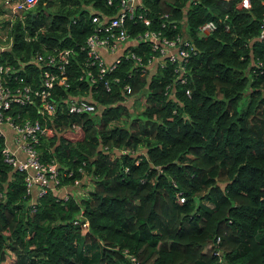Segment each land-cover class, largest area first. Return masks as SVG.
<instances>
[{
  "label": "trees",
  "instance_id": "16d2710c",
  "mask_svg": "<svg viewBox=\"0 0 264 264\" xmlns=\"http://www.w3.org/2000/svg\"><path fill=\"white\" fill-rule=\"evenodd\" d=\"M140 1L143 14L127 20L134 36L148 27L174 36L186 23L194 48L185 80L172 81L173 62L141 73L124 58L107 74L109 90L92 85L80 45L90 8L113 11L105 0H36L4 20L0 64L23 62L32 82V54L68 47L73 56L70 85L52 89L57 112L37 143L42 160L56 161L59 183L31 202L23 173L0 152V264H128L123 248L143 264H264L263 5ZM207 19L216 25L201 34ZM90 89L97 107L69 112L68 95ZM12 105L36 115L33 104ZM75 178L91 184L86 192L76 193Z\"/></svg>",
  "mask_w": 264,
  "mask_h": 264
},
{
  "label": "built area",
  "instance_id": "2783aa9c",
  "mask_svg": "<svg viewBox=\"0 0 264 264\" xmlns=\"http://www.w3.org/2000/svg\"><path fill=\"white\" fill-rule=\"evenodd\" d=\"M105 1L113 6V11L106 13L97 7L90 8L89 20L92 23V30L80 45L83 51L82 65L86 66V76L92 85L100 81L105 89L109 90L111 83L107 74L113 71L124 58H131L134 64L141 65V73H149L158 66L162 67L167 62H173L172 81L185 80V63L194 48L190 36L182 32L185 26H181L174 36H168L160 29L149 27L137 32L134 36L127 29V20L135 21L136 16L140 17L143 14L138 9L141 1ZM260 1L264 10V0ZM34 2L36 0H2L4 11L1 14L12 21ZM238 2L246 6L245 0H238ZM249 4L248 0L247 6ZM5 8L8 11H5ZM143 19L145 23H148L147 17ZM215 25L213 19H207L198 25V29L201 34H208ZM259 36L264 39V15L260 24ZM142 41L149 43L150 49L147 53L138 52L132 48V45ZM105 52L110 53L111 56L106 58ZM71 56H73V51L68 47L32 54L27 61L39 68L36 82L27 79L20 72L24 68L23 62L17 66L0 64V152L5 162L23 173L26 191L31 192V202H33V197L43 194L49 187H54L59 183L56 161L54 159L42 160L37 143L46 133V121L52 120L57 112L58 103L52 95V89L54 87L65 89L70 85L66 66ZM82 75L83 73L79 77ZM113 79L118 80V76H113ZM122 88L127 92L132 90L128 82H125ZM186 92H189L188 88ZM142 99L143 94H140L139 101L142 102ZM65 102L69 112L92 110L97 107L92 89L85 91L84 94L71 93ZM13 103L33 104L36 115L32 117L27 113L28 111L23 113L14 111ZM2 122H6L14 130L13 145L7 140L6 127L2 126ZM73 125L76 126V123ZM78 182L79 179L75 178L74 183ZM67 193L68 189L64 186L63 195L66 196ZM33 208L34 203H31V209ZM86 222L84 221L83 224ZM216 238L219 239V236ZM123 252L129 261L128 264H143L127 248H123ZM215 252L220 255V250L215 249Z\"/></svg>",
  "mask_w": 264,
  "mask_h": 264
},
{
  "label": "rangeland",
  "instance_id": "374dc122",
  "mask_svg": "<svg viewBox=\"0 0 264 264\" xmlns=\"http://www.w3.org/2000/svg\"><path fill=\"white\" fill-rule=\"evenodd\" d=\"M2 0H0V8H3L2 7ZM4 9V8H3ZM4 10H2L0 12V44H3L5 45L7 42H8V37H7V26H6V23L4 24V20H6L7 18H5V16H3L1 13L3 12ZM5 11H8L7 8H5ZM24 12V11H23ZM22 13V12H21ZM181 26H185V28H183V33L186 32V23L182 22L181 23ZM131 107L133 106V110L136 111L138 109H141V102L138 104L136 101L134 104L130 105ZM133 111V112H134ZM2 126H5V132H6V135H7V140L8 142L13 145V142H12V136L14 134V130L6 123V122H2ZM91 184H89L88 182H84L83 184H77L74 186V188L76 189V193L79 194L81 192H86L87 191V188L90 187ZM124 264V263H122Z\"/></svg>",
  "mask_w": 264,
  "mask_h": 264
},
{
  "label": "crops",
  "instance_id": "0c3cea01",
  "mask_svg": "<svg viewBox=\"0 0 264 264\" xmlns=\"http://www.w3.org/2000/svg\"><path fill=\"white\" fill-rule=\"evenodd\" d=\"M0 46H3V44H0ZM104 55L106 58H109L111 56L110 53H108V52H105Z\"/></svg>",
  "mask_w": 264,
  "mask_h": 264
},
{
  "label": "clouds",
  "instance_id": "9594fccd",
  "mask_svg": "<svg viewBox=\"0 0 264 264\" xmlns=\"http://www.w3.org/2000/svg\"><path fill=\"white\" fill-rule=\"evenodd\" d=\"M247 4H248V0H245V5L247 6Z\"/></svg>",
  "mask_w": 264,
  "mask_h": 264
}]
</instances>
